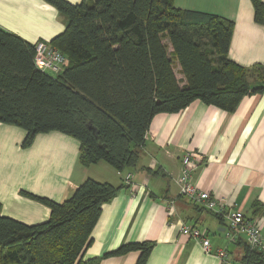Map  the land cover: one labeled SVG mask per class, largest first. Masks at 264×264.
<instances>
[{
	"label": "trees",
	"instance_id": "16d2710c",
	"mask_svg": "<svg viewBox=\"0 0 264 264\" xmlns=\"http://www.w3.org/2000/svg\"><path fill=\"white\" fill-rule=\"evenodd\" d=\"M45 1L68 19L51 40L68 57L62 72L39 69L35 43L0 26V124L24 128V148L58 130L80 142L81 163L131 170L156 114L196 100L232 113L247 95L264 93V65L229 55L235 23L227 17L175 0ZM251 1L262 23L264 0ZM126 185L87 178L63 202L23 191L50 207L49 218L34 224L5 215L0 201V264H100L134 251L136 264H147L154 241L85 257L104 204ZM246 248L242 264H264L263 251Z\"/></svg>",
	"mask_w": 264,
	"mask_h": 264
},
{
	"label": "crops",
	"instance_id": "0c3cea01",
	"mask_svg": "<svg viewBox=\"0 0 264 264\" xmlns=\"http://www.w3.org/2000/svg\"><path fill=\"white\" fill-rule=\"evenodd\" d=\"M175 4L233 20L230 57L248 67L264 65V21L255 20L251 0H175ZM67 24V17L45 0H0V26L32 43L51 42ZM26 133L20 126L0 124L2 211L25 223L45 221L51 210L23 191L63 202L87 178L122 185L125 175L133 174L131 182L104 204L86 258L126 242L154 241L147 264H222L218 248L227 249L230 260L242 264L245 237L230 236L226 219L180 195L177 179L189 150L203 156L197 157L192 182L257 221L264 235V93L247 95L232 113L196 100L180 112L156 114L131 170L119 171L106 161L81 163L80 142L58 130L39 133L24 148ZM256 202L261 207L255 212ZM185 224L204 231L213 251L205 252L201 241L183 234ZM139 256L134 251L100 264H136Z\"/></svg>",
	"mask_w": 264,
	"mask_h": 264
},
{
	"label": "built area",
	"instance_id": "2783aa9c",
	"mask_svg": "<svg viewBox=\"0 0 264 264\" xmlns=\"http://www.w3.org/2000/svg\"><path fill=\"white\" fill-rule=\"evenodd\" d=\"M34 61L42 71L57 74L67 66L68 57L50 41L38 40L35 42ZM197 157L203 159L202 155H198L192 150L187 151L182 157V169L177 179L180 195L226 219L229 224L230 236L234 238L244 236L251 248L264 252V235L257 221L246 217L242 210L227 206L223 199L192 182L191 174L193 167L197 165ZM132 176L131 172L127 173L124 178L125 183H130ZM182 233L201 241L205 252L213 251L210 238L200 228L185 224L182 227ZM215 252L220 257L222 264H236L230 260L227 249L218 248Z\"/></svg>",
	"mask_w": 264,
	"mask_h": 264
},
{
	"label": "rangeland",
	"instance_id": "374dc122",
	"mask_svg": "<svg viewBox=\"0 0 264 264\" xmlns=\"http://www.w3.org/2000/svg\"><path fill=\"white\" fill-rule=\"evenodd\" d=\"M87 1H88L89 3H91L93 0H87ZM175 71H176V74H177L178 78H181V77L183 76L182 74L179 73L178 68H176ZM194 184H195V183H194Z\"/></svg>",
	"mask_w": 264,
	"mask_h": 264
},
{
	"label": "bare ground",
	"instance_id": "6f19581e",
	"mask_svg": "<svg viewBox=\"0 0 264 264\" xmlns=\"http://www.w3.org/2000/svg\"><path fill=\"white\" fill-rule=\"evenodd\" d=\"M247 241V240H246ZM247 243H248V241H247ZM249 244V243H248ZM251 247V246H250Z\"/></svg>",
	"mask_w": 264,
	"mask_h": 264
}]
</instances>
